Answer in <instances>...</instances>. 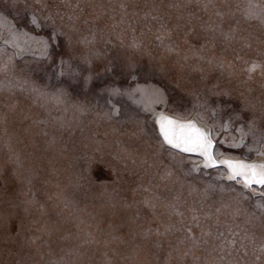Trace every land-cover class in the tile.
Returning a JSON list of instances; mask_svg holds the SVG:
<instances>
[{"label":"rangeland","instance_id":"1","mask_svg":"<svg viewBox=\"0 0 264 264\" xmlns=\"http://www.w3.org/2000/svg\"><path fill=\"white\" fill-rule=\"evenodd\" d=\"M159 112L264 156V0H0V264H264V189Z\"/></svg>","mask_w":264,"mask_h":264},{"label":"snow or ice","instance_id":"2","mask_svg":"<svg viewBox=\"0 0 264 264\" xmlns=\"http://www.w3.org/2000/svg\"><path fill=\"white\" fill-rule=\"evenodd\" d=\"M163 141L171 148L184 153H195L205 158V167L216 166L215 145L208 132L192 122H180L161 115L157 121ZM223 166L229 170V179L242 183L252 190L254 186L264 189V163H245L243 161L224 160Z\"/></svg>","mask_w":264,"mask_h":264},{"label":"water","instance_id":"3","mask_svg":"<svg viewBox=\"0 0 264 264\" xmlns=\"http://www.w3.org/2000/svg\"><path fill=\"white\" fill-rule=\"evenodd\" d=\"M168 117H170V118H172L174 120H178L180 122H184V123H187V122L195 123L197 127L203 129L204 131H206V132H208L210 134L209 129L206 126H204L202 123H200L198 120L192 119V120H188V121H181V120H179V119H177L175 117H172V116H168ZM158 119H159V116L157 118V121H158ZM157 125H158V123H157ZM158 127H159V125H158ZM188 154L198 155V154H195V153H188ZM221 161H222V159L216 164L215 167H224V168H226L225 166H223V164L221 163ZM232 161H243L245 163H255V164H261L262 163L261 161H259L258 157H256L252 161H247L245 159H238V160H232ZM205 164H206V161H204V166H205ZM228 177H229V175H228Z\"/></svg>","mask_w":264,"mask_h":264},{"label":"bare ground","instance_id":"4","mask_svg":"<svg viewBox=\"0 0 264 264\" xmlns=\"http://www.w3.org/2000/svg\"><path fill=\"white\" fill-rule=\"evenodd\" d=\"M94 57V56H93ZM54 78H55V75H54ZM64 79V78H63ZM66 80V79H65ZM161 115H164V116H169L168 114H166L165 112H159V117L161 116ZM156 119H157V117H156ZM177 119H179V120H181V121H186V120H183V119H180V118H177ZM156 127H157V130H158V133H159V136H160V138L162 139V141H163V138H162V136L160 135V132H159V127H158V125L156 124ZM164 142V141H163ZM258 159H259V161H261L262 163H264V156H258ZM215 160H217L216 161V164L219 162L218 160H220V158H215ZM224 160H238V159H235V158H224V159H222V161H224ZM247 161H252V160H247ZM227 169V168H226ZM228 170V169H227ZM228 173H229V170L227 171Z\"/></svg>","mask_w":264,"mask_h":264}]
</instances>
